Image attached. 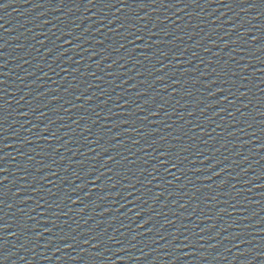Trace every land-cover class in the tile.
I'll return each mask as SVG.
<instances>
[{
  "label": "water",
  "instance_id": "obj_1",
  "mask_svg": "<svg viewBox=\"0 0 264 264\" xmlns=\"http://www.w3.org/2000/svg\"><path fill=\"white\" fill-rule=\"evenodd\" d=\"M0 264H264V0H0Z\"/></svg>",
  "mask_w": 264,
  "mask_h": 264
}]
</instances>
